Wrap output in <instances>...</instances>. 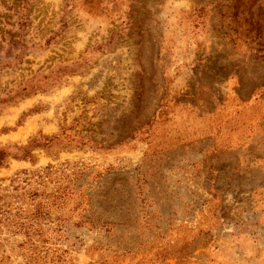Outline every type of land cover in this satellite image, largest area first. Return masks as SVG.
<instances>
[{"label": "rangeland", "instance_id": "rangeland-1", "mask_svg": "<svg viewBox=\"0 0 264 264\" xmlns=\"http://www.w3.org/2000/svg\"><path fill=\"white\" fill-rule=\"evenodd\" d=\"M0 149V264H264V0H0Z\"/></svg>", "mask_w": 264, "mask_h": 264}, {"label": "trees", "instance_id": "trees-1", "mask_svg": "<svg viewBox=\"0 0 264 264\" xmlns=\"http://www.w3.org/2000/svg\"><path fill=\"white\" fill-rule=\"evenodd\" d=\"M67 129H63L60 134L54 136H47L40 134L38 137L34 138L31 141L30 147L33 148H41L53 150L54 148L61 146L63 144L73 145L75 142V138L72 135L67 134ZM31 150H26L24 158L31 156ZM10 155L8 154L6 149H0V168L5 166Z\"/></svg>", "mask_w": 264, "mask_h": 264}]
</instances>
